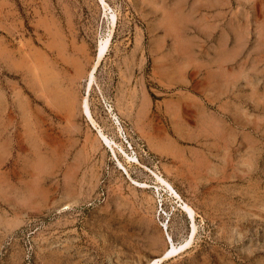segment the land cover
<instances>
[{"label":"rangeland","instance_id":"obj_1","mask_svg":"<svg viewBox=\"0 0 264 264\" xmlns=\"http://www.w3.org/2000/svg\"><path fill=\"white\" fill-rule=\"evenodd\" d=\"M103 2L0 0V264H264V0Z\"/></svg>","mask_w":264,"mask_h":264},{"label":"bare ground","instance_id":"obj_2","mask_svg":"<svg viewBox=\"0 0 264 264\" xmlns=\"http://www.w3.org/2000/svg\"><path fill=\"white\" fill-rule=\"evenodd\" d=\"M102 2H103V0H102ZM102 4L104 5V7H107V5L104 2ZM111 18H112V26L114 27L115 15H112ZM111 34H112V30H108V33L102 37V39H101V41H100V43L98 45V57L99 58L102 57L106 53L108 45H109V42H110V39H111ZM94 69L95 68H93V70L89 74V80L87 82V92L88 93H89V90H90V88H91V86L93 84V81H94V73H93ZM83 106H84V108H83L84 112H86V114L90 118V120H92V122H94V120L92 118V115H91V111L89 109L87 97L84 99ZM115 122H116L117 127H118V123H117L118 121H117L116 118H115ZM119 129L120 128L118 127V130ZM102 136L106 139V137L104 135H102ZM157 179L162 184H165L171 192H175L173 190V188L170 186V184L167 183V181H165L164 179H162V178H160L158 176H157ZM184 209L187 211V213L189 214V216L191 217V220H192V222H191L192 223V231H191V236H190L192 238L193 234L195 233V224H194L193 210L188 204H184ZM168 241H169V246L166 249L165 255L163 257L175 255L178 250L184 248V246H186L189 243V242H186L183 245L176 247L175 244L173 243L172 239L169 237V235H168ZM163 257L157 258V259L151 261L149 264H157V263H159V261L162 260Z\"/></svg>","mask_w":264,"mask_h":264}]
</instances>
